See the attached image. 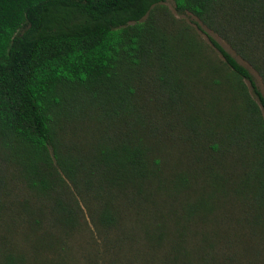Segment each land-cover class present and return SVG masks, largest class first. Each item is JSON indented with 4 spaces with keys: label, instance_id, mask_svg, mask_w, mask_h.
<instances>
[{
    "label": "trees",
    "instance_id": "obj_1",
    "mask_svg": "<svg viewBox=\"0 0 264 264\" xmlns=\"http://www.w3.org/2000/svg\"><path fill=\"white\" fill-rule=\"evenodd\" d=\"M173 1L198 21L167 0H0V216L13 168L35 239L0 264H69L90 231L110 262L260 264L226 230L264 244V0Z\"/></svg>",
    "mask_w": 264,
    "mask_h": 264
},
{
    "label": "rangeland",
    "instance_id": "obj_2",
    "mask_svg": "<svg viewBox=\"0 0 264 264\" xmlns=\"http://www.w3.org/2000/svg\"><path fill=\"white\" fill-rule=\"evenodd\" d=\"M169 11L175 15L177 18H185L189 22H197L198 20L193 16H180L176 13L175 3L173 0H167L164 4ZM209 33L219 41L228 51L231 50L225 45V43L212 32ZM204 39H207V36H203ZM232 53V52H231ZM240 63L246 65L242 60ZM252 74L257 80V83L264 93V86L258 77V75L251 69ZM176 122V120H172L171 118L165 119ZM164 120H155L149 123V126L153 128H157L156 126L160 124L164 126ZM155 130V129H154ZM6 180L8 182V186L6 188L7 200H9V205H11V210L8 213L0 216V251L1 254L8 252L12 249H22L25 251H31L33 249L32 243H34V237H30L31 225L24 220V214H28L27 211H22L21 215H15L16 204L23 205L25 203L26 198L31 199L26 190H24L23 186L17 180V174L13 168H8L6 171ZM32 200V199H31ZM242 207L234 208L229 213L228 216L232 219V222L236 223V218H241ZM140 212V209H129L127 210V214L135 215ZM139 215V214H138ZM131 220L129 219L128 224L130 226ZM252 228L246 222L244 226L237 225L234 228H228L226 230V235L230 236L232 240L233 248L236 253L240 256L246 255L249 258L253 259L256 253L259 254L260 264H263V254H264V244L255 237L250 238L249 234L251 233ZM32 239V243L28 244L27 236ZM122 235V233H121ZM251 242V243H249ZM122 246V243L120 244ZM125 247V246H124ZM263 248V249H262ZM62 250L66 255L67 261L69 264H125V256L126 252H122L118 259L113 258V246L105 239V236L97 231H90V233L84 236H77L75 238H71L67 240L66 244L62 245ZM31 256H38V252L32 253ZM39 257V256H38ZM2 256L0 255V260ZM110 262V263H109ZM1 263V261H0Z\"/></svg>",
    "mask_w": 264,
    "mask_h": 264
}]
</instances>
